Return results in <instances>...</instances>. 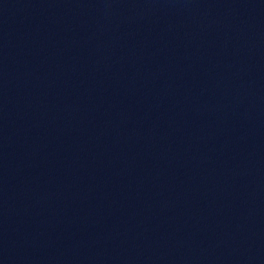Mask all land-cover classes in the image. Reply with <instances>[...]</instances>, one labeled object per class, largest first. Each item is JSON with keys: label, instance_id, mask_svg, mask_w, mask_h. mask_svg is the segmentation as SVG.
<instances>
[{"label": "water", "instance_id": "water-1", "mask_svg": "<svg viewBox=\"0 0 264 264\" xmlns=\"http://www.w3.org/2000/svg\"><path fill=\"white\" fill-rule=\"evenodd\" d=\"M0 264H264V0H0Z\"/></svg>", "mask_w": 264, "mask_h": 264}]
</instances>
